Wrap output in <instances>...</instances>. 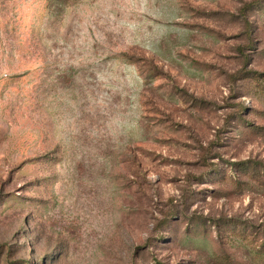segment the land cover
Masks as SVG:
<instances>
[{"label": "rangeland", "instance_id": "rangeland-1", "mask_svg": "<svg viewBox=\"0 0 264 264\" xmlns=\"http://www.w3.org/2000/svg\"><path fill=\"white\" fill-rule=\"evenodd\" d=\"M0 264H264V0H0Z\"/></svg>", "mask_w": 264, "mask_h": 264}]
</instances>
